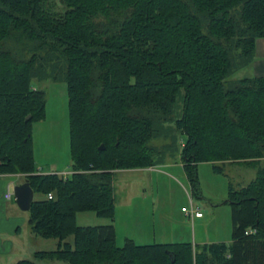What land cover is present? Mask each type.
Masks as SVG:
<instances>
[{
    "label": "trees",
    "instance_id": "1",
    "mask_svg": "<svg viewBox=\"0 0 264 264\" xmlns=\"http://www.w3.org/2000/svg\"><path fill=\"white\" fill-rule=\"evenodd\" d=\"M263 38L264 0H0V176H24L42 196L28 211L33 232L59 240L16 264H264V77L230 79ZM57 59L69 99L66 178L39 174L33 139L46 119L33 79L57 80ZM171 130L187 137L195 196L200 164L256 169L248 185H229L232 242L119 247L113 224L78 226L79 213L114 220L115 173L158 165L151 143Z\"/></svg>",
    "mask_w": 264,
    "mask_h": 264
},
{
    "label": "rangeland",
    "instance_id": "2",
    "mask_svg": "<svg viewBox=\"0 0 264 264\" xmlns=\"http://www.w3.org/2000/svg\"><path fill=\"white\" fill-rule=\"evenodd\" d=\"M57 80L51 77L42 79L36 76L33 79V86L45 92L46 98V119L34 126L33 139L35 146V161L44 170L43 174L57 173L59 175L70 173L72 175L71 159V136H70V115L67 84L64 81L65 62L63 59L55 60ZM249 68H244L230 76L231 80H239L250 77ZM174 128L173 125H167ZM168 138L160 137L154 140L151 145L156 148L155 161L159 166L154 172L128 173L119 171L115 174L113 185L116 200V222H119V236L116 240L119 247L124 246L125 239L122 235V199L125 194L129 196L137 190L146 188L149 193L142 205L146 207L142 218L148 224L155 223L157 231H164L167 228H174L177 234L168 241L156 242H177L199 244V240L205 235L213 240L220 238L222 242L232 240V218L231 207L226 205L228 199L229 185L235 189L248 185L256 178L255 168H246L240 165L219 164L223 167V173H215L210 163L200 164L198 167L199 186L197 195L192 191L190 182L182 166V149L187 137L182 132L171 130ZM264 167V162L262 163ZM150 175H153L151 180ZM154 192V195L152 194ZM155 197V198H154ZM195 204H200L204 218L192 221L183 212V209L190 208V199ZM42 196L36 194L34 200H40ZM153 202H156V209L153 210ZM12 203L16 206L15 197ZM136 204V202H135ZM28 215L29 212H22ZM154 213V214H153ZM110 219L99 218L93 212L79 213L77 224L80 227H94L112 223ZM24 236L27 237L28 253L22 260H34V254L41 251H55L58 248V239H44L37 236L31 225L24 229ZM166 240V239H164ZM66 242H74L70 237ZM40 264H67L58 260H43Z\"/></svg>",
    "mask_w": 264,
    "mask_h": 264
},
{
    "label": "crops",
    "instance_id": "3",
    "mask_svg": "<svg viewBox=\"0 0 264 264\" xmlns=\"http://www.w3.org/2000/svg\"><path fill=\"white\" fill-rule=\"evenodd\" d=\"M247 68H249L251 72L250 73L251 76L246 77V78L264 77V38L257 40L255 60ZM263 162H264V159L261 161V163ZM158 166L159 165H156V166H153L147 169L123 170L122 172L137 173V174L143 173V172L150 173V172H154L155 169H158ZM240 166H244L246 168L247 167L252 168V166L250 165H240ZM37 168H38V165H37ZM38 172L39 174H43L44 170L41 167H39ZM150 177H151V180L154 179L153 175H150ZM24 183H25V180H24L23 175H2L0 176V264H16L17 262L24 259V257L28 253V249H27L28 243H27V237L24 236V229L29 224V217L28 215H24V213H22L24 211H21L19 209L17 203H16V206L12 203L15 197L14 196L15 188L17 186L23 185ZM147 191L148 190H146V188H143V189L137 190L136 192L131 193L129 196L125 194V197H123L122 199L124 211L122 214L121 224H122L123 239H125L124 241H126L127 239H131L139 245L177 243V242H171V243L156 242L157 239H160V241H168V239L170 238L173 239V237H175L177 234V231L174 228L170 227V228L165 229L164 231L158 232L157 226L155 223L148 224L142 221L143 211L146 210V207L142 205V202L146 201L148 198L149 193ZM7 193L11 194L10 199H6L5 195ZM152 194L154 195V192ZM191 200H192L193 205L195 207H198L200 211L202 212L201 210L202 206H200V204L196 205L193 198L190 199V202ZM155 209H156V202H153V210L155 211ZM188 218L191 219L190 217ZM203 218H204V215L201 218H194L191 220L196 221V220H202ZM110 224H113L115 226L116 240H118L119 222H116L114 220ZM106 225H109V224H106ZM216 239L217 240H213V238H210V236L205 235L198 241L199 244H195V245L199 246V245L213 244V243L230 244L232 242V240L231 242H229L228 240H226L225 242H222L219 237Z\"/></svg>",
    "mask_w": 264,
    "mask_h": 264
},
{
    "label": "water",
    "instance_id": "4",
    "mask_svg": "<svg viewBox=\"0 0 264 264\" xmlns=\"http://www.w3.org/2000/svg\"><path fill=\"white\" fill-rule=\"evenodd\" d=\"M99 150H105V146L101 145ZM15 201L21 211L28 212L34 202L35 193L28 182L17 186L14 190Z\"/></svg>",
    "mask_w": 264,
    "mask_h": 264
},
{
    "label": "built area",
    "instance_id": "5",
    "mask_svg": "<svg viewBox=\"0 0 264 264\" xmlns=\"http://www.w3.org/2000/svg\"><path fill=\"white\" fill-rule=\"evenodd\" d=\"M70 175V173H65V174H62L60 176H63V177H68ZM6 199H10L11 198V194L10 193H7L5 195ZM48 198L49 199H52L53 198V195L52 194H49L48 195ZM183 212L186 213V215L188 217H190L191 219H194V218H201L203 217V213L200 211V209L198 207H195L192 203V200L190 202V208L189 209H186L184 208L183 209Z\"/></svg>",
    "mask_w": 264,
    "mask_h": 264
}]
</instances>
